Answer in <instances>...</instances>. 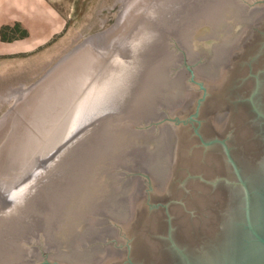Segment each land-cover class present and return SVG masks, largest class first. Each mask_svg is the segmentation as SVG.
Wrapping results in <instances>:
<instances>
[{
    "label": "water",
    "instance_id": "1",
    "mask_svg": "<svg viewBox=\"0 0 264 264\" xmlns=\"http://www.w3.org/2000/svg\"><path fill=\"white\" fill-rule=\"evenodd\" d=\"M0 264H264V0H121L22 93Z\"/></svg>",
    "mask_w": 264,
    "mask_h": 264
},
{
    "label": "rangeland",
    "instance_id": "2",
    "mask_svg": "<svg viewBox=\"0 0 264 264\" xmlns=\"http://www.w3.org/2000/svg\"><path fill=\"white\" fill-rule=\"evenodd\" d=\"M121 0H0V119L81 40L111 27Z\"/></svg>",
    "mask_w": 264,
    "mask_h": 264
}]
</instances>
